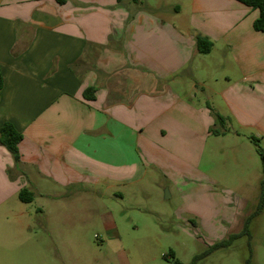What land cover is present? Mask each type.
Wrapping results in <instances>:
<instances>
[{
  "label": "crops",
  "instance_id": "obj_1",
  "mask_svg": "<svg viewBox=\"0 0 264 264\" xmlns=\"http://www.w3.org/2000/svg\"><path fill=\"white\" fill-rule=\"evenodd\" d=\"M259 15L237 0H0V129L10 122L23 135L19 163L0 144V209L34 204L16 213L37 235L26 214L66 227L73 208L134 204L138 187L169 198L221 187L200 170L204 156L243 129L264 132ZM199 36L210 53L197 50ZM209 104L230 132H210ZM101 224L119 236L115 221Z\"/></svg>",
  "mask_w": 264,
  "mask_h": 264
},
{
  "label": "rangeland",
  "instance_id": "obj_2",
  "mask_svg": "<svg viewBox=\"0 0 264 264\" xmlns=\"http://www.w3.org/2000/svg\"><path fill=\"white\" fill-rule=\"evenodd\" d=\"M239 133V138L230 136L234 141L227 148L216 145L213 154L204 156L200 170L223 184L214 190L190 193L186 189L182 198H166L167 189L143 193L138 187L134 204L106 198L108 208L97 209L91 201L73 208L66 227L50 226L49 218L40 213L37 218L26 214V224L42 225L35 229L40 230L37 235L20 225L16 213L31 211L34 204L17 210L9 204L0 209V264H171L172 258H164L171 251L182 264L204 254L197 264H264V209L251 220L249 234L209 252L215 244L243 232L245 208L256 207L261 196L258 183L264 179V159L258 150L264 155V132L243 129ZM251 138L258 141V154ZM239 153L242 163L235 158ZM106 211L112 217L105 214L100 220L99 214ZM103 220L113 225L115 221L119 236L107 233Z\"/></svg>",
  "mask_w": 264,
  "mask_h": 264
},
{
  "label": "trees",
  "instance_id": "obj_3",
  "mask_svg": "<svg viewBox=\"0 0 264 264\" xmlns=\"http://www.w3.org/2000/svg\"><path fill=\"white\" fill-rule=\"evenodd\" d=\"M237 1L255 10H259L260 15L254 22V28L258 32H264V0H237ZM57 3L63 5L67 3V0H57ZM196 45H197V50L202 54L210 53L213 47L212 42H210L207 38L201 36L197 37ZM3 87H4V77L0 68V92L3 89ZM94 91L95 89L87 90L86 96L88 95V93H94ZM209 108L212 110L216 119V128L211 129L210 132L218 136L230 132V129L228 128L229 118L224 117L223 115L215 112L214 109L210 106V104H209ZM22 139H23V135L10 122L4 123V125L0 129V144L5 146L13 154L16 163L20 162L19 144L22 141ZM251 141L253 142L254 145L258 146L257 139L251 138ZM258 151L261 157L264 159L263 153L260 150ZM34 197L35 195L32 192H30L28 189H22L19 193V198L24 203L33 202ZM263 209H264V180L262 182V192H261V199L259 205L256 211L247 219L243 232L230 236V239L226 241L224 244L222 243L215 244L214 246L211 247L209 252H213L221 248L225 244H231L235 239L241 237L242 235L249 234V224L251 220L253 219V217L259 215L263 211ZM206 255L207 254H204L202 256L197 255L193 259L191 264H197V262ZM169 257L173 259L171 264H182L180 260L176 259L175 253L173 251H171L169 254L164 256L165 259H169Z\"/></svg>",
  "mask_w": 264,
  "mask_h": 264
},
{
  "label": "water",
  "instance_id": "obj_4",
  "mask_svg": "<svg viewBox=\"0 0 264 264\" xmlns=\"http://www.w3.org/2000/svg\"><path fill=\"white\" fill-rule=\"evenodd\" d=\"M170 194H169V191L168 189L166 190V198H169Z\"/></svg>",
  "mask_w": 264,
  "mask_h": 264
}]
</instances>
